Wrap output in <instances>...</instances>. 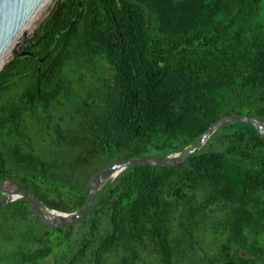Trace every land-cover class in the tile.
Wrapping results in <instances>:
<instances>
[{"label": "trees", "instance_id": "1", "mask_svg": "<svg viewBox=\"0 0 264 264\" xmlns=\"http://www.w3.org/2000/svg\"><path fill=\"white\" fill-rule=\"evenodd\" d=\"M263 2L55 0L32 56L0 71V182L73 213L113 162L179 153L222 117L264 121ZM30 215L23 198L0 212ZM35 218L0 264H264V138L221 126L180 165L126 167L72 226Z\"/></svg>", "mask_w": 264, "mask_h": 264}, {"label": "water", "instance_id": "2", "mask_svg": "<svg viewBox=\"0 0 264 264\" xmlns=\"http://www.w3.org/2000/svg\"><path fill=\"white\" fill-rule=\"evenodd\" d=\"M46 1L47 0H0V56L15 40L12 57L16 54L32 56L31 53L23 51L25 36L22 34L20 35V32L35 11L43 7ZM232 123H245L251 125L257 133L264 138V121H259L245 115L222 117L208 126L192 145L186 147L179 153L169 155L163 159L135 157L119 160L93 174L87 181L88 192L86 201L76 212L66 214L48 210L42 207L41 203L33 194L10 179H3L0 182V212L5 208L8 202L23 198L26 200L35 216L46 227L51 229H62L72 226L89 213L94 203L95 196L102 187L108 181L113 180L126 167L131 165H147L172 168L180 165L194 156L218 128Z\"/></svg>", "mask_w": 264, "mask_h": 264}, {"label": "rangeland", "instance_id": "3", "mask_svg": "<svg viewBox=\"0 0 264 264\" xmlns=\"http://www.w3.org/2000/svg\"><path fill=\"white\" fill-rule=\"evenodd\" d=\"M259 17L261 20L264 21V2L261 4ZM32 35L33 34L25 36V41L28 40ZM29 224L30 226H32L34 232L40 230L42 227V225L37 221L34 215H30ZM213 225L214 223H207L208 228L203 230L202 234L205 245L210 252H212L215 248L212 239ZM30 226L27 224H21L20 226L19 224H15L11 226L0 218V257L6 256L14 252L20 245H22V234L26 233L29 230Z\"/></svg>", "mask_w": 264, "mask_h": 264}, {"label": "bare ground", "instance_id": "4", "mask_svg": "<svg viewBox=\"0 0 264 264\" xmlns=\"http://www.w3.org/2000/svg\"><path fill=\"white\" fill-rule=\"evenodd\" d=\"M55 0H47L43 7L38 8L35 13L30 17V19L23 26L20 35L28 36L35 32L38 26L43 22V20L48 15L50 9L53 7V3ZM16 41V40H15ZM15 41L10 44V46L3 52L0 56V71L3 66L7 64V62L12 57L13 48L15 45Z\"/></svg>", "mask_w": 264, "mask_h": 264}]
</instances>
